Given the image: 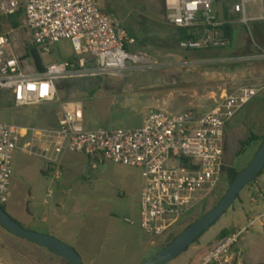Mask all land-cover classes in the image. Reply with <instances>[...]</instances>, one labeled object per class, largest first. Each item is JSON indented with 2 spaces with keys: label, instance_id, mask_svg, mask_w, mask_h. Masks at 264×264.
Wrapping results in <instances>:
<instances>
[{
  "label": "rangeland",
  "instance_id": "1",
  "mask_svg": "<svg viewBox=\"0 0 264 264\" xmlns=\"http://www.w3.org/2000/svg\"><path fill=\"white\" fill-rule=\"evenodd\" d=\"M99 5L103 12L135 37L137 44L130 47L129 52L146 54L154 64L146 71L129 70L124 73V76L130 77L136 74L135 80L113 82L111 78L101 75L74 81L63 80L58 84L60 101L71 94L82 99L86 120L92 124L93 130L141 128L144 114L158 104L155 97L131 93L144 86L141 83L144 78L158 84V100L180 101L181 105L192 103L196 107H200L199 96L213 97L214 104L225 94L251 85L249 77L259 62H233L235 55L229 54L228 49L181 50L175 39H171L167 17L159 0H101ZM261 6L264 10V3ZM6 21L8 19L3 17L0 24ZM9 32L10 28L6 30L3 25L0 26V35ZM16 39L24 47L29 44L24 22L17 31ZM53 50L51 55L45 56L47 63H62L78 58L70 41L60 42ZM172 83L179 87L166 86ZM126 87L131 94L123 93ZM8 99L9 95L0 92V123L21 125V113L19 109L8 107ZM253 137H264V91L245 106L229 128L225 138L226 165L242 172L251 164L262 146L261 140L252 142L244 149L242 146ZM61 174L59 179H49L55 191L49 205L44 204L42 193L31 198L25 190L15 187L11 188L9 203L4 207L13 219L15 215L9 210L11 206L22 213L28 209L49 210V226L40 222L36 224L39 231L35 232L45 234V230L53 229L52 235H45L58 238L74 248L84 264H143L163 250L169 239L178 237L188 226L215 208L229 188L228 180L221 174L214 187L196 196L178 223L165 235L153 238L142 228L144 179L141 170L112 162L92 168L87 156L69 153ZM259 181L264 182V173ZM255 184L248 185L235 205L199 242L192 244L170 264H199L217 244L224 230L238 232L255 219L254 226L241 236L232 249L233 264H264V199L257 192ZM0 264L69 262L12 235L0 225Z\"/></svg>",
  "mask_w": 264,
  "mask_h": 264
},
{
  "label": "built area",
  "instance_id": "2",
  "mask_svg": "<svg viewBox=\"0 0 264 264\" xmlns=\"http://www.w3.org/2000/svg\"><path fill=\"white\" fill-rule=\"evenodd\" d=\"M100 2L0 0V16L24 14L29 43L42 57L51 55L54 47L65 40L78 54L77 59L50 64L45 73L35 74L23 57L11 54L14 32L0 35V92L12 94L16 108L58 103L62 109L57 129L0 123V206L9 202L15 153L21 139L29 134L43 146L41 154L49 161L47 170L56 178L61 176V167L56 159L48 157L52 147L59 154L87 156L92 168L112 162L141 170L142 228L158 238L179 222L199 193L214 187L225 165L228 124L264 91V84L243 86L225 94L205 113L152 110L139 129L88 130L84 125V103L60 101L58 84L101 75L123 77L126 71H146L154 64L146 54L129 52L137 44L135 37L103 12ZM214 2L164 0L169 24L193 34L180 41L181 50H224L231 46L223 32L226 24L214 13ZM263 3L240 0L234 11L243 13L241 22L249 27L251 22L264 21V13L253 17L247 7ZM253 45L255 51L233 57L232 61L264 62V48L255 42ZM255 185L264 199V182L258 180ZM52 197L51 191L48 199ZM256 220L212 247L199 264H233V247Z\"/></svg>",
  "mask_w": 264,
  "mask_h": 264
},
{
  "label": "crops",
  "instance_id": "3",
  "mask_svg": "<svg viewBox=\"0 0 264 264\" xmlns=\"http://www.w3.org/2000/svg\"><path fill=\"white\" fill-rule=\"evenodd\" d=\"M239 1L240 0H215L214 7H213L214 13L217 16V18L221 20L222 22H224L226 25H230L233 29V37L231 41V46L226 51H228L229 54H234L235 55L234 57H239V56L249 53V48H250L249 43L251 41V34L249 33V27L244 25L241 22L243 13H237L236 11H234V6L238 4ZM247 13L253 17L258 18L264 13V10L261 5L257 7L253 5H249L247 7ZM1 25H3L6 30L10 28L11 32H14L15 42L11 48V54L16 57H23L26 53L25 47L22 46L21 44H18L17 39H16L17 31L20 28L18 29L12 28L9 21H6L3 24L1 23L0 26ZM168 25H169V28L167 29L171 33L170 35L171 39H176V37L178 36L177 30L174 29L173 26L169 24V22H168ZM172 28L174 30H172ZM24 61L31 67L32 72H34L35 74L39 73L36 70L35 66L31 64L29 60L24 59ZM43 62L46 67L50 64L57 63V62L47 63L45 61V57H43ZM254 67L255 68H253L254 70L249 77V82L251 83V85L264 84V62H259ZM107 77L111 78L113 82H121L122 80H131V79L135 80L137 78L136 74H134L133 77H130V76H123V77L107 76ZM141 83L144 86H139L137 91L131 92V93L139 94V95L146 94V95H150L152 98L154 97L157 98L156 103L158 104L154 106L155 108H149V113L152 110L165 111L170 114H180V113H183L189 110H195L200 113H205V112L212 110L215 107L216 102H217L215 100V103L212 104L213 97H209L206 95L199 96L200 101H201L200 107L192 106V103L181 105L180 101L171 102V101H165L164 99L160 101L158 100V93H157L158 84L157 83L149 82L145 80V78L142 79ZM174 84L175 83H172L169 85L164 84V85H166L169 88L179 87V85H174ZM123 93L127 95L131 94L128 92V87H126L123 90ZM4 94L9 95L8 107L10 109H19L20 111L19 113H21V116H22L20 120L21 125L19 124H14V125H19L21 127H36L38 129H57L58 128L59 121L62 117V109L60 105H57L58 103H49V104H45L42 106H30V107L16 108L13 106L12 94L10 93H4ZM66 101L83 102L82 99L75 98L74 96H72V94L67 96L62 102H66ZM149 113L144 114L143 120H142V126L144 124L145 119L149 115ZM239 113L236 115V117L239 115ZM84 115H85V120H84L85 128L88 130H93L92 124L86 120L85 106H84ZM236 117L228 124L226 135H227L229 128L232 126L234 120L236 119ZM4 120H7V119L5 118ZM1 123H7V122H1ZM8 124H11V123H8ZM42 147L43 146L39 142L33 141L31 135L29 134L21 139L19 143V147L15 153V158H14V161H16V163H15V170H14L15 172L13 173V176L11 179L10 196H11V188L14 189L15 187H18L23 191L25 190L26 193L31 198L37 194L42 193L44 195V204L45 205L50 204V200L53 199L55 195V191L54 189H52V186H51L52 183H50L49 179L51 178L59 179L61 176L59 178H56L47 170L49 161L45 157L42 156L41 154ZM30 149H32V151H30ZM68 154L69 152L59 154L52 147L51 152L48 154V157H52L56 159V161L60 164L61 169H63L64 162ZM225 161H226V146H225ZM51 191L53 192V197L51 199H48V194ZM9 208H10L9 210H11L12 213L15 215L13 216L14 219H16L18 223H20L26 229H29L32 231H39V230H36V227H37L36 224H39L40 222L44 224L46 227L49 226V222H50L49 220L50 211L49 210L34 211L32 209H28L26 213H22L21 211L16 209L14 206L13 207L11 206ZM52 232H53V229L45 230L43 233L52 235Z\"/></svg>",
  "mask_w": 264,
  "mask_h": 264
},
{
  "label": "water",
  "instance_id": "4",
  "mask_svg": "<svg viewBox=\"0 0 264 264\" xmlns=\"http://www.w3.org/2000/svg\"><path fill=\"white\" fill-rule=\"evenodd\" d=\"M264 170V143L251 164L234 179L222 200L211 211L188 226L163 250L143 264H170L202 237L237 200L240 193ZM0 225L12 235L47 249L71 264H84L77 251L58 238L24 228L0 206Z\"/></svg>",
  "mask_w": 264,
  "mask_h": 264
},
{
  "label": "trees",
  "instance_id": "5",
  "mask_svg": "<svg viewBox=\"0 0 264 264\" xmlns=\"http://www.w3.org/2000/svg\"><path fill=\"white\" fill-rule=\"evenodd\" d=\"M159 2H160V5L162 6V9H163L164 13L166 14L164 0H159ZM5 18L8 19L9 23L11 24L12 28H14V29L20 28L22 26V22H24L23 21L24 20V14L22 12L18 13L16 16L5 17ZM2 19H3V17H0V21ZM176 30L178 32V36L176 37L175 42H176V44L178 46H179L180 41L186 40V39H189V38L193 37V34L190 33L188 30H183V29H176ZM223 32H224L225 37H227L230 41H232V37H233V29H232V27L230 25H225L223 27ZM249 33L251 34V41L249 43V47H250L249 48V52H253V51L256 50L255 47H254V45H253L254 42L257 43L260 47L264 48V21L251 22L249 24ZM25 50H26V53L23 56V59L29 60L30 63L35 66L36 70L39 73H45L46 72V66L44 65L43 57L40 55V53L37 50V48L29 43L25 47ZM203 51H213V50H203ZM196 52H199V51H196ZM66 84H67V87H69V84L68 83H66ZM61 88L64 89L63 86H61ZM256 140H261V143L262 144L264 143V137H262V139H259L257 137H253V138L249 139V141H247L246 143H243L242 148L243 149L246 148L247 146L251 145V143L254 142V141H256ZM224 162H225V165L222 168V175L226 177V179L228 180V183H229V187H230V185L232 184V182L234 181V179L238 176V174L240 172H238V170H236L235 168L226 165V161L225 160H224ZM263 173H264V170L249 185H251L253 183H256L259 180V178L263 175ZM237 199H239V196L237 197ZM3 209L6 211V209H5L4 206H3ZM206 213H208V212H206ZM234 233H236V231H233V230H231V231L230 230H224L220 234L219 240H218L217 244L220 241H222L223 239H225L227 236H229L231 234H234ZM176 238L177 237L172 238V239H169L167 241V245L169 243H171ZM200 238L195 243L199 242ZM69 264H71V263L69 262Z\"/></svg>",
  "mask_w": 264,
  "mask_h": 264
}]
</instances>
